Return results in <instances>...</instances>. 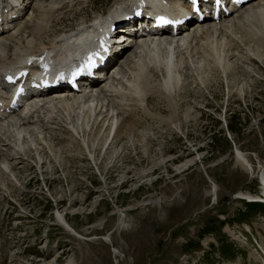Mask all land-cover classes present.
Returning a JSON list of instances; mask_svg holds the SVG:
<instances>
[{"label": "rangeland", "instance_id": "rangeland-1", "mask_svg": "<svg viewBox=\"0 0 264 264\" xmlns=\"http://www.w3.org/2000/svg\"><path fill=\"white\" fill-rule=\"evenodd\" d=\"M241 28L236 35L249 30ZM246 35L245 42L227 38L235 53L223 71L209 61L195 71L201 55L183 51L193 60L179 71L183 84L147 98L144 108L126 103L132 130L121 128L105 155L99 136L96 164L80 140L63 134L66 127H44L56 160L44 150L48 164L31 155L17 161L13 176L0 171V264H263L264 206L240 195L259 196L264 168V65L243 61L254 43ZM158 80L147 82L158 87ZM123 123L130 125L127 117ZM2 127L0 161L12 162L3 144L14 127Z\"/></svg>", "mask_w": 264, "mask_h": 264}, {"label": "bare ground", "instance_id": "bare-ground-1", "mask_svg": "<svg viewBox=\"0 0 264 264\" xmlns=\"http://www.w3.org/2000/svg\"><path fill=\"white\" fill-rule=\"evenodd\" d=\"M88 1L90 0H32L29 4H25L24 2L18 4V9L14 11L20 14V22L23 23V26L18 31L2 34L0 36V70L14 67L19 63L18 57L20 56L40 54L44 49H48L50 53L58 56L67 55V59L73 58L77 53L82 51H87V53L94 55L96 50L93 42L96 41V37L86 39V41L92 40L93 42H83V40H78L79 36L77 35L75 39L67 40V43L61 42L63 35H71L83 26L80 25L82 22L85 24L83 17L76 16H81L83 7ZM164 1L165 4H167L173 0ZM119 2L120 5H118ZM136 6L140 7L141 4L138 3ZM22 7L23 9H20ZM134 7L135 5L132 4L131 0H113L111 8L108 7L102 11L92 12L93 17L89 19L90 22L85 26L90 27L91 24L94 26L93 22L96 20V25L99 29L102 27L107 17L110 16L109 18H112L114 16L113 13L115 11L119 9L132 11ZM246 7L221 23L216 22L215 24H210L211 22L209 21H203L199 29L187 41L184 38L144 41L141 44L123 48L114 58L117 60L116 62H118V64H114L109 68V70H112L110 76L106 80L93 82V87L92 89L90 88L91 90H85L82 94H71L64 98L62 93H55L53 97L57 96L59 98L53 100L45 98L46 96H41V102L32 104L33 107L31 105L26 106L24 109H20L16 113L6 117L0 112V117L2 116L3 118L0 119V126L12 122L15 127L14 131L16 135L13 143L15 150L17 152L21 150L24 153L23 155H26V158L33 152L32 154L35 155L37 162L43 164L45 163L41 160V153L44 149L43 146H46V142L50 141H48V137L45 139L44 133L42 134V131L36 128L34 124L40 122L43 128L48 127L47 125L55 123L51 115L55 112H59L62 114L63 118L60 119L61 122L66 129L69 128L68 132L72 134L70 136L72 137L74 135L80 139V146L84 147L88 157L96 164L98 159L94 151L99 145L96 144L99 136H101V140L99 139L101 148L107 142L110 135L111 141L118 138L119 133L122 132L121 128H123V132H131L132 130L133 118L125 116L129 119L130 125L123 127L124 118L121 117L123 114L118 111L122 109L123 106H127L124 102L132 101L134 106L140 107L146 102V99L149 98L150 95L165 94L167 97L175 92V88L179 82H181V75L179 73L182 67L181 64L185 61H193L191 58H184L185 56L183 57V55L185 53L179 56L180 53H183L184 49L187 53L193 51V53L196 52L201 55V62L198 61L193 64L195 71H200L202 63L207 64L208 61L213 64H223L221 68L219 67L222 70V68L230 67V64L227 63L228 58H224L227 53H229L228 46H231V42H229L230 44L228 46L226 44L227 37H233L239 42H245V37H247L246 34H249L250 38L248 40L254 42L252 44L253 48L248 50L246 47L245 51L243 50L245 55L243 61L249 60L253 62V60H255L259 61V64L261 63L264 65V0H253ZM27 11L29 13L25 17ZM76 18H79V21L73 25H66L64 23L53 25L55 21H64L65 19L73 21ZM108 20L110 21L111 19ZM243 23L249 26H246V28L249 29L248 32L244 35H241V32H239L240 35H236L235 27L239 29L240 25ZM243 28L246 29L245 26H243ZM24 30L27 31V35L21 39H17L20 32ZM236 31V33H238V30ZM243 32H246V30ZM41 36H44V40H42ZM34 38L40 39L39 42L32 44V39ZM76 40L79 42L73 44ZM99 41L103 43L104 39L99 38ZM246 44L247 43H245V45ZM131 48H133L134 51L131 52ZM233 52L235 53V51ZM189 54L190 53H188V55ZM62 62L64 66H67L66 59ZM55 63L57 64V59L54 57L51 58V61H48L49 67L53 68L54 66L57 70L58 68L56 66L58 65ZM115 66L118 68L114 70ZM123 70L125 73L122 72ZM121 72L123 75L119 74ZM155 74L160 76L161 82L158 84V87H153V85L149 86L147 80L150 76H154ZM101 83H103V85H101ZM3 107L4 105L0 98V109ZM113 122H115L114 130L111 126ZM73 124L75 125L74 127ZM38 126L40 125L38 124ZM29 132L32 138L28 135ZM65 134L68 135L67 132ZM58 136H62V134L59 133ZM52 142L50 143L52 144ZM6 145H8V143L4 144V146ZM50 148L53 149L54 147L51 146ZM108 148L109 147H106L104 150V155L107 153ZM58 149L60 148H57V150ZM47 152L50 153V157L55 161L57 156H55L49 148ZM15 154L16 153H14V155ZM236 157L237 163H242V167L249 171V167H247L249 164L241 161L242 158L238 152L236 153ZM161 161L166 160L161 159ZM191 162L192 160H188L184 165H188ZM2 164L4 169H8L7 163ZM11 164L9 170L12 168ZM261 172L263 173L262 179L261 174L259 175V190L261 194H259V196L240 194L242 198L264 201V168ZM8 173L13 176L11 174L12 172ZM39 173L42 175L44 172L40 170ZM211 194L216 196V186H213ZM56 220L65 231L73 233L64 214L58 213ZM128 226L129 224L125 225V223L119 221V228L125 229Z\"/></svg>", "mask_w": 264, "mask_h": 264}]
</instances>
